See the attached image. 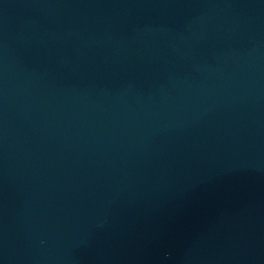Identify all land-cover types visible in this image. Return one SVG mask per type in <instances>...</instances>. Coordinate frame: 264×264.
<instances>
[{
  "label": "water",
  "instance_id": "1",
  "mask_svg": "<svg viewBox=\"0 0 264 264\" xmlns=\"http://www.w3.org/2000/svg\"><path fill=\"white\" fill-rule=\"evenodd\" d=\"M0 264H264V0H0Z\"/></svg>",
  "mask_w": 264,
  "mask_h": 264
}]
</instances>
